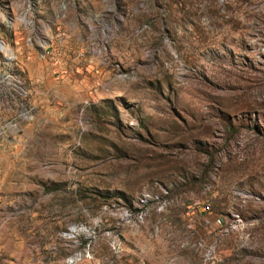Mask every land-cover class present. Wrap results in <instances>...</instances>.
<instances>
[{"label": "rangeland", "instance_id": "rangeland-1", "mask_svg": "<svg viewBox=\"0 0 264 264\" xmlns=\"http://www.w3.org/2000/svg\"><path fill=\"white\" fill-rule=\"evenodd\" d=\"M0 264H264V0H0Z\"/></svg>", "mask_w": 264, "mask_h": 264}, {"label": "built area", "instance_id": "built-area-1", "mask_svg": "<svg viewBox=\"0 0 264 264\" xmlns=\"http://www.w3.org/2000/svg\"><path fill=\"white\" fill-rule=\"evenodd\" d=\"M46 49H47V48H45V51H46ZM42 56H43V55H42ZM216 222H217L218 224H221V223H222V219H221V218H217V219H216Z\"/></svg>", "mask_w": 264, "mask_h": 264}]
</instances>
